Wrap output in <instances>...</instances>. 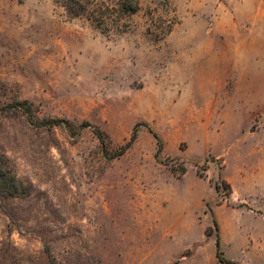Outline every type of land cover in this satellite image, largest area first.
<instances>
[{
    "label": "rangeland",
    "instance_id": "1",
    "mask_svg": "<svg viewBox=\"0 0 264 264\" xmlns=\"http://www.w3.org/2000/svg\"><path fill=\"white\" fill-rule=\"evenodd\" d=\"M135 1L0 0V264H264V0Z\"/></svg>",
    "mask_w": 264,
    "mask_h": 264
},
{
    "label": "trees",
    "instance_id": "2",
    "mask_svg": "<svg viewBox=\"0 0 264 264\" xmlns=\"http://www.w3.org/2000/svg\"><path fill=\"white\" fill-rule=\"evenodd\" d=\"M126 2H127V3H125L126 9H124V12L126 14H134L139 10V6L135 0H126ZM68 12L74 14V12L71 9L70 10L68 9ZM122 152L123 151H121L120 154H122ZM0 178H2V177H0ZM216 249H217L216 250V256L218 257L219 256V240H216ZM219 260L221 261L222 259H219Z\"/></svg>",
    "mask_w": 264,
    "mask_h": 264
}]
</instances>
